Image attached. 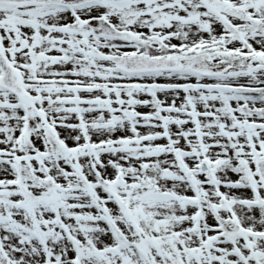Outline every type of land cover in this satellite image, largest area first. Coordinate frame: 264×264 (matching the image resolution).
<instances>
[{"label":"snow or ice","instance_id":"1","mask_svg":"<svg viewBox=\"0 0 264 264\" xmlns=\"http://www.w3.org/2000/svg\"><path fill=\"white\" fill-rule=\"evenodd\" d=\"M0 264H264V0H0Z\"/></svg>","mask_w":264,"mask_h":264}]
</instances>
